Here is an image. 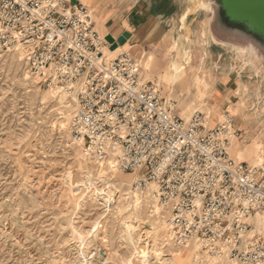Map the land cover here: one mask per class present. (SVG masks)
Wrapping results in <instances>:
<instances>
[{
  "label": "built area",
  "instance_id": "obj_1",
  "mask_svg": "<svg viewBox=\"0 0 264 264\" xmlns=\"http://www.w3.org/2000/svg\"><path fill=\"white\" fill-rule=\"evenodd\" d=\"M0 47L23 53L22 62L50 91L74 105L71 134L92 160H114L136 175L170 210L180 247L236 264H264V168L233 160L239 140L228 113L211 128L196 113L189 121L155 82L141 80L140 64L111 49L89 8L72 0H0Z\"/></svg>",
  "mask_w": 264,
  "mask_h": 264
},
{
  "label": "rangeland",
  "instance_id": "obj_2",
  "mask_svg": "<svg viewBox=\"0 0 264 264\" xmlns=\"http://www.w3.org/2000/svg\"><path fill=\"white\" fill-rule=\"evenodd\" d=\"M101 21L97 20V30L103 38L106 34ZM147 52L156 58L152 68L155 76L153 80L143 77L142 81L159 84L166 99L164 94L170 88L162 83V76L169 63L188 61L191 75L207 78V100L196 99L195 90L188 97L176 88L170 103L179 117L187 103L193 105V115L210 116L204 108L211 106L209 99L214 100L211 79L216 77L210 74L213 66L206 62V50H191L185 44L180 50L171 46ZM125 53L117 57L110 54L114 59L107 57L115 60ZM248 57L255 61L253 55ZM252 103H259L254 109L246 106L255 126H238L240 121L235 119L239 142L245 144L255 136L264 146L263 95H251ZM215 105L221 113H228L229 106L217 101ZM73 114L74 105L68 98L52 95L17 55L0 47V264L189 263L193 257L184 249L176 261L165 260L163 255L169 249L178 248L165 245L161 204H156L149 192L138 193L136 203L135 182L125 186V181L135 175L115 173L111 167L114 163L85 155L84 146L72 138ZM250 127L254 132L249 137ZM262 160L260 167L264 168V155ZM207 261L203 258L197 264H235L226 259Z\"/></svg>",
  "mask_w": 264,
  "mask_h": 264
},
{
  "label": "crops",
  "instance_id": "obj_3",
  "mask_svg": "<svg viewBox=\"0 0 264 264\" xmlns=\"http://www.w3.org/2000/svg\"><path fill=\"white\" fill-rule=\"evenodd\" d=\"M72 1L80 2L87 6L92 13V17L94 15L99 17L94 18L96 23L97 20H102L99 25L106 34L104 35L105 38L112 37L117 43L118 38L127 34L129 38H127L126 44L122 47L124 49L131 47L137 55L142 53L145 56H153L155 58L153 54L147 55V50L168 49L175 45L176 39L180 41V46L177 50H180L182 45L185 44L189 45L191 50H196L197 47L204 48L206 50V62L209 61V66H213L210 74L216 77L215 80L211 77V82L214 81V100L229 106L228 113L240 121L238 126H255V122L246 110V106L254 109L259 104L252 103L253 105H250V96L255 93L262 94L264 98V74L258 64L248 57V54L236 51L226 44L224 40L215 36L214 24L210 14L201 10L188 14L191 8L182 0ZM185 16H187V30L182 27ZM175 64L180 67L183 74L178 88L186 92L188 97L192 96L195 90L196 99L200 101L207 100L210 89V83L207 78L195 74L191 75L192 70L188 69V61ZM233 67L235 69L236 67H241L242 69L238 71L229 70V68ZM196 79L203 81V85L199 86L202 96L197 95L199 90L195 86ZM246 97L248 99H242ZM240 99L244 101L240 104L238 102L235 103L236 100ZM214 100L209 99L211 106L204 108L206 113H210V116H207L210 127H213L215 123L223 119L222 113L227 114L225 110L222 113V109L217 110ZM194 110L193 105L188 106L187 103L181 109V117L189 120ZM212 116L213 119L211 118ZM247 130L248 136H252L254 127H250V130ZM255 142L263 146L260 138L255 136L251 137L250 142L245 144L251 143L252 146ZM245 144H241L239 140L234 141L231 156L234 160L236 159L237 151L242 149ZM250 159L251 155L244 157L239 162H248L249 164L251 162Z\"/></svg>",
  "mask_w": 264,
  "mask_h": 264
},
{
  "label": "bare ground",
  "instance_id": "obj_4",
  "mask_svg": "<svg viewBox=\"0 0 264 264\" xmlns=\"http://www.w3.org/2000/svg\"><path fill=\"white\" fill-rule=\"evenodd\" d=\"M193 12H194V10L191 9V10H189L188 14L193 13ZM186 17L187 16H185L184 19H183V26L182 27L187 30V27H186L187 19H186ZM93 20L95 22V26H96V30H97V27L98 26H97V23H96L94 17H93ZM97 31L99 32V30H97ZM99 34L102 35L100 32H99ZM103 39H105L106 42H107V40H109L111 42V47H112V44L113 45L115 44V41H114V39L112 37L105 38V36H104ZM110 42H107V43L110 45ZM179 42L180 41L176 39L175 45H173L172 49H178L179 46H180L179 45ZM107 52L109 54H107ZM122 52L123 53L126 52L125 54L129 55L131 58L135 59L140 64V66H141V68L143 70L142 71L143 73H142L141 80H143V77L145 79H151V78H152V80L154 79L155 74H154V72H152V68H154L153 66H154V63H155V58L153 56H145L142 53L139 54V55H137L135 52H133V49L131 47H128L126 49H124V47H119L117 50H114V51H112L111 49L110 50H106L104 54L106 56H110V57H111L110 54H112L113 56L117 57ZM15 55H17L21 59V61H22V59H23V53L20 52V53L15 54ZM112 59H114V58H112ZM163 71H164V75L162 74L163 75L162 76V79H164V81L162 80V83L164 85H167L170 88V90H168L169 92H167L168 94H166V93L165 94L163 93V94L167 97L168 102H172L171 101L172 99L170 97L173 98L174 90L176 88H178V85L180 83V80H181V77L183 76V74L181 72L180 67H178L177 64H175L173 62L172 63H169L166 67H164ZM35 78L40 82V80H39L38 77H35ZM201 85H203V81H201L199 79H196L195 86H196V88L198 90H199V86H201ZM158 86H160V85L158 84ZM50 92L54 96L57 95V97H59L60 99H66V96H64V95H60V94H58L56 92H53V91H50ZM201 94L202 93L199 90L197 92V95L198 96H202ZM184 120L189 121L187 119H184ZM235 140L236 139H234L232 141L231 146H230V149H229V152H230V155L231 156H232V147H233V143H234ZM75 142H76L77 145H79L81 147H82V145L84 146L83 152L85 153L86 156L89 157V155H88V153L86 151V148H85L84 143L82 141H75ZM249 155H251V159H250L251 162H250V164L251 165H254V166L255 165H258V167H260L263 164L262 163V161H263L262 159H263V155H264L262 144L257 143V142H255L254 144H252V146H251V143L250 144H245L242 149H240V150L237 151L236 159L235 160L233 159V160L236 161V162H238V163H240L239 161H241L244 157L249 156ZM98 161L99 162H103V163H105V162H112V163L115 164V165L112 164V166H111L112 167V171L115 172V173L117 171H119L117 169V167H116V163H115L114 160H98ZM123 174H125V173H123ZM138 181H139V179H138L137 176H136V178L133 177V179H128V180L125 181L126 182L125 183V186H128V187H131L134 184V182H135L136 189L134 191V198L136 199V203L138 201V193L139 194H144L145 192H150L149 190H147V191L140 190L139 187H138ZM150 195L152 196V194H150ZM152 199L156 200V204L159 203L158 200L156 198H154L153 196H152ZM161 210L164 211V214L162 216H160V218H162V221H164V231H165V234H166L165 245L166 246H169L170 244H172V245H174L175 248H178L176 250L169 249L167 251V253H165L166 255L165 254L163 255L164 258H165V260L167 262L171 263L173 260L176 261V259L182 254L181 253L182 252L181 250H183V249L186 250V253L185 254L188 253L190 256L193 257L192 260L189 263H187V264H197L203 258H207L210 263L213 262V261H217V260H220V261L225 260V259L219 258L217 256H214L213 258L208 257V254L201 252L200 246L197 245L194 242H189L186 246L180 247L176 243V240H174L173 232L171 231V227H170V225L168 223V220L170 218V212L171 211L168 210L167 208H165L164 205H161ZM255 222H256L257 228L260 229L261 231H263V233H264V216L263 215H258L256 217V221ZM208 261H207V263H208ZM172 264H176V262H172Z\"/></svg>",
  "mask_w": 264,
  "mask_h": 264
},
{
  "label": "water",
  "instance_id": "obj_5",
  "mask_svg": "<svg viewBox=\"0 0 264 264\" xmlns=\"http://www.w3.org/2000/svg\"><path fill=\"white\" fill-rule=\"evenodd\" d=\"M182 1L194 11L210 14L215 36L236 51L253 55L264 74V0ZM127 38V34L118 38L111 50L124 46Z\"/></svg>",
  "mask_w": 264,
  "mask_h": 264
}]
</instances>
